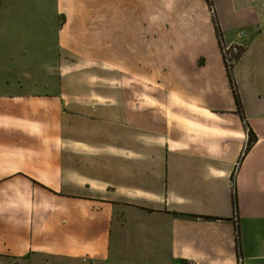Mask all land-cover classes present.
Masks as SVG:
<instances>
[{
	"label": "crops",
	"instance_id": "1",
	"mask_svg": "<svg viewBox=\"0 0 264 264\" xmlns=\"http://www.w3.org/2000/svg\"><path fill=\"white\" fill-rule=\"evenodd\" d=\"M239 258L264 264V0H0V264Z\"/></svg>",
	"mask_w": 264,
	"mask_h": 264
},
{
	"label": "rangeland",
	"instance_id": "2",
	"mask_svg": "<svg viewBox=\"0 0 264 264\" xmlns=\"http://www.w3.org/2000/svg\"><path fill=\"white\" fill-rule=\"evenodd\" d=\"M109 46H113L114 47V45L113 44H110ZM113 47H110V50H109V48H107V50H105L104 51V53H103V55H105V57H107V58H112L113 56L112 55H114V49H115V47L113 48ZM221 49H222V53H223V49L224 50H226L227 49V54H229L230 55V60H231V65L230 64H227L228 65V67H229V70H231V73H232V66H233V64L235 63V61H236V59H237V57L240 55V52H241V47H232V48H230V47H221ZM123 55H125V56H128V53H126V51L125 50H123ZM223 56H224V54H223ZM127 66H128V64H126ZM123 68L125 69V71H127V69L129 70V66H128V68L126 69L125 68V66L123 65ZM127 73V72H126ZM233 76V75H232ZM107 81V82H106ZM105 81V85L108 83V85H110V86H112L113 85V83L111 82V83H109V81L108 80H106ZM233 81H234V79H233ZM235 83V82H234ZM236 87V86H235ZM236 91H237V87H236ZM237 94H238V92H237ZM238 96H239V94H238ZM239 99H240V96H239ZM240 102H241V99H240Z\"/></svg>",
	"mask_w": 264,
	"mask_h": 264
},
{
	"label": "trees",
	"instance_id": "3",
	"mask_svg": "<svg viewBox=\"0 0 264 264\" xmlns=\"http://www.w3.org/2000/svg\"><path fill=\"white\" fill-rule=\"evenodd\" d=\"M210 6L211 5L209 3V7ZM224 65H225V68H226L227 77H228V80H229V83H230V86H231V90H232V93H233V96H234L235 104L237 106V112L240 114L241 113V102H240L239 96H238L237 91H236L235 83L233 81V76H232L231 70H229V67H227V65L225 64V60H224ZM254 142H255V137H254V135L251 132H249L248 133V147H250ZM233 179L234 178L232 177V180ZM234 201L236 202L235 197H234Z\"/></svg>",
	"mask_w": 264,
	"mask_h": 264
},
{
	"label": "built area",
	"instance_id": "4",
	"mask_svg": "<svg viewBox=\"0 0 264 264\" xmlns=\"http://www.w3.org/2000/svg\"><path fill=\"white\" fill-rule=\"evenodd\" d=\"M227 49L226 50H224L223 49V54H224V56H223V58H224V60H225V64L227 65V64H230L231 65V60H230V55L229 54H227ZM227 67H228V65H227ZM234 177V176H233ZM238 264H242V259L241 258H239V261H238Z\"/></svg>",
	"mask_w": 264,
	"mask_h": 264
}]
</instances>
